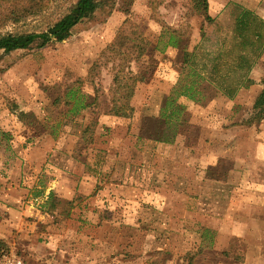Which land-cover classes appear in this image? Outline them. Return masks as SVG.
I'll list each match as a JSON object with an SVG mask.
<instances>
[{"label":"rangeland","instance_id":"374dc122","mask_svg":"<svg viewBox=\"0 0 264 264\" xmlns=\"http://www.w3.org/2000/svg\"><path fill=\"white\" fill-rule=\"evenodd\" d=\"M75 1L22 0L0 32L45 31ZM208 1L212 21L193 0H97L61 43L0 50V203L14 219L3 249L29 264H264V49L232 98L174 91L184 49L212 84H239L236 20L243 8L264 20V0ZM123 27L151 42L126 63L147 78L128 117L112 113L119 61L104 56ZM96 61L93 83L81 79ZM70 88L95 103L67 104Z\"/></svg>","mask_w":264,"mask_h":264},{"label":"trees","instance_id":"16d2710c","mask_svg":"<svg viewBox=\"0 0 264 264\" xmlns=\"http://www.w3.org/2000/svg\"><path fill=\"white\" fill-rule=\"evenodd\" d=\"M22 0H0V27L5 26L9 22L16 23L20 19V11L18 9L19 2ZM70 9L54 24L42 32H0V50L11 52L17 49L29 48L34 43H39L44 46L50 42H62L69 38L72 34L73 28L83 21V19L91 16L98 8L97 0H77ZM200 11L203 12L204 17L208 21L213 18L209 14L208 0H193ZM183 32L179 28H173L169 34L166 43L169 46L180 51L185 48L183 43ZM236 40L239 42L236 46L240 47L236 59V66L242 70L239 84L236 86L223 87L220 84H212L211 79L206 78L200 73L192 63L193 50L183 51V61L180 64L181 78L178 80V86L174 89L175 94L186 96L199 104H206L211 101L214 95L220 90L225 95L232 98L237 91L246 84H250L252 80L248 77L249 71L252 69L255 59H257L264 49V20L258 17L250 9L243 8L236 20L234 28ZM143 33L135 27L131 33L125 32L123 27L116 35L114 41L108 45L104 52L106 58L113 61H119L117 69L114 74L113 84L110 87L112 95V109L113 115H120L128 117L134 112V107L130 104L131 99L135 95L136 88L139 82H144L147 78L144 71L126 70V63L129 61L141 60L148 50L150 45ZM195 42V47L197 46ZM120 60L124 62H120ZM246 66V67H245ZM99 67V61H96L89 70L87 77L81 78L84 80L94 81L95 72ZM218 64H214V68L218 69ZM186 72V73H185ZM77 90L70 88L65 96L67 104L78 102L79 108H87L89 105L95 103L94 100L87 101L86 95L76 97ZM83 97V98H82ZM82 98V99H81ZM256 105L259 107L256 118L257 120L264 119V87L256 100ZM180 109H174L173 112L178 113ZM52 197V192L50 193ZM6 242L0 239V251L5 247Z\"/></svg>","mask_w":264,"mask_h":264},{"label":"crops","instance_id":"0c3cea01","mask_svg":"<svg viewBox=\"0 0 264 264\" xmlns=\"http://www.w3.org/2000/svg\"><path fill=\"white\" fill-rule=\"evenodd\" d=\"M179 76V72H178ZM173 79H175V76L172 74ZM2 180L0 179V186L2 184ZM0 239H2L6 243H11L12 242V232L11 229V223L14 221V219H9L10 218V213L7 208L4 210V206L0 203Z\"/></svg>","mask_w":264,"mask_h":264},{"label":"built area","instance_id":"2783aa9c","mask_svg":"<svg viewBox=\"0 0 264 264\" xmlns=\"http://www.w3.org/2000/svg\"><path fill=\"white\" fill-rule=\"evenodd\" d=\"M0 264H29L12 250L2 249L0 251Z\"/></svg>","mask_w":264,"mask_h":264}]
</instances>
